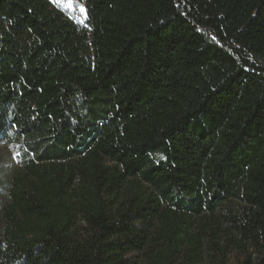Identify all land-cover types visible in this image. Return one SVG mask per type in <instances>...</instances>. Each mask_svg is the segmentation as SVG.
<instances>
[{"label": "trees", "instance_id": "16d2710c", "mask_svg": "<svg viewBox=\"0 0 264 264\" xmlns=\"http://www.w3.org/2000/svg\"><path fill=\"white\" fill-rule=\"evenodd\" d=\"M0 0V264H264V0Z\"/></svg>", "mask_w": 264, "mask_h": 264}, {"label": "rangeland", "instance_id": "374dc122", "mask_svg": "<svg viewBox=\"0 0 264 264\" xmlns=\"http://www.w3.org/2000/svg\"><path fill=\"white\" fill-rule=\"evenodd\" d=\"M57 8L62 10L67 14L75 23L86 26V20L88 17L87 11V2L85 0H50ZM83 9V11H81ZM11 152V149L6 144H0V184H1V175L3 173H11L16 169V164ZM1 209L0 205V226H1ZM252 256L256 261L263 259L264 253L259 254L255 251H252ZM228 262L230 264L240 263L244 256L238 252V250L232 249L228 254Z\"/></svg>", "mask_w": 264, "mask_h": 264}, {"label": "snow or ice", "instance_id": "6c2138e0", "mask_svg": "<svg viewBox=\"0 0 264 264\" xmlns=\"http://www.w3.org/2000/svg\"><path fill=\"white\" fill-rule=\"evenodd\" d=\"M81 11H83V9H81Z\"/></svg>", "mask_w": 264, "mask_h": 264}]
</instances>
